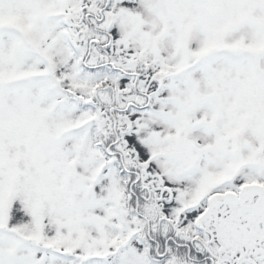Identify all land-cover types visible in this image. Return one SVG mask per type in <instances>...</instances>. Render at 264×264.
<instances>
[{
    "label": "snow or ice",
    "instance_id": "6c2138e0",
    "mask_svg": "<svg viewBox=\"0 0 264 264\" xmlns=\"http://www.w3.org/2000/svg\"><path fill=\"white\" fill-rule=\"evenodd\" d=\"M0 264H264V0H0Z\"/></svg>",
    "mask_w": 264,
    "mask_h": 264
}]
</instances>
